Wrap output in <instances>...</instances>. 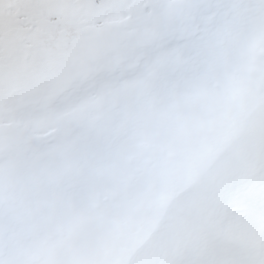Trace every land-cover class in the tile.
<instances>
[{
    "label": "snow or ice",
    "instance_id": "6c2138e0",
    "mask_svg": "<svg viewBox=\"0 0 264 264\" xmlns=\"http://www.w3.org/2000/svg\"><path fill=\"white\" fill-rule=\"evenodd\" d=\"M0 264H264V0H0Z\"/></svg>",
    "mask_w": 264,
    "mask_h": 264
}]
</instances>
